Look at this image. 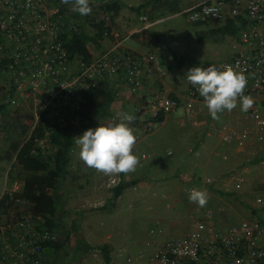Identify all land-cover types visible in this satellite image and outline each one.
Returning <instances> with one entry per match:
<instances>
[{"label":"built area","instance_id":"2783aa9c","mask_svg":"<svg viewBox=\"0 0 264 264\" xmlns=\"http://www.w3.org/2000/svg\"><path fill=\"white\" fill-rule=\"evenodd\" d=\"M182 14L192 25H224L231 20L238 26L237 51L225 61L192 62L178 69L167 60L166 64L171 65L173 72L185 81L186 123L196 130L200 126L199 117L210 115L203 97L187 81V71L209 65L220 70L232 66L247 77L245 95L253 98L254 105L243 112L238 102L233 124L218 126L215 136L238 156H253L264 166V0H206L190 6ZM54 15L55 12L47 10L42 0H0V106L10 111L6 115L9 120L16 117L25 120L24 116H29L25 120L28 130L23 142L34 138L28 149L31 156L52 154L53 148L47 138L53 128H78L76 117L83 103L82 93L100 84L113 90L117 99L132 101L130 114L135 120L129 123V127L136 137L137 133L150 132L158 117L164 120L181 106L180 100L164 95L136 96L143 82L154 75L161 79L167 74L168 70L160 65L157 55L133 52L112 43L119 36L110 31L105 37L107 44L112 43L108 47L98 51L94 48L96 52L87 60L69 59L63 41L67 34L76 32L75 22L66 21V15L62 19L54 18ZM87 50L92 53L88 47ZM165 56L167 54H163ZM121 118L107 116L99 119L92 128L119 123ZM36 129H40L41 134H34ZM0 135L3 137V133ZM220 158L226 159L224 153ZM9 171L7 169L3 175L0 198L6 195L13 200L12 195L19 190L20 183L9 178ZM234 173L227 171L212 178L223 183L226 178L227 185L232 184L230 193L238 194L245 180L242 174ZM177 180L191 181L190 192L193 189L206 192L213 189L210 178L202 182L182 175ZM129 181L122 174L105 176L98 173L95 190L110 192L121 182L129 184ZM127 188L135 190L133 185ZM248 196L249 216L228 223L221 220L220 209L215 211L209 205L211 196L208 194V202L201 208V217L183 236L161 243L150 253L126 256L122 262L117 261L114 254L108 264H264V192ZM99 205L97 202L90 206L83 204L82 208ZM57 239L52 232L36 229L32 216L22 205L9 209L0 215V264H45L43 245ZM91 252V257L97 261L99 248H91Z\"/></svg>","mask_w":264,"mask_h":264},{"label":"rangeland","instance_id":"374dc122","mask_svg":"<svg viewBox=\"0 0 264 264\" xmlns=\"http://www.w3.org/2000/svg\"><path fill=\"white\" fill-rule=\"evenodd\" d=\"M42 1L47 10L51 12L61 6L65 14L71 15L74 13L71 10L72 6L63 4L61 0ZM102 1L90 0V4L98 6ZM141 2L142 0H118L120 6L123 7L122 13H118L116 16L120 28L117 25L116 27L110 26V31L114 34L121 32V24L125 22L127 17V20H130L129 16L134 17L137 29L144 24H149L147 33L158 37V42L152 43L150 54H158L164 63L167 62L166 58L161 57L159 54L166 49H168V53H170L169 49L181 51L186 58L194 62L225 61L237 51L238 34L229 35L214 32L222 26L221 24L192 25L187 23L182 14L184 10H181L187 6L185 0H171L163 3L162 11H165V13L159 15L156 18L157 20L152 23L145 20L142 21L140 17L138 19L126 7L128 4L134 6ZM173 7H178L181 11L173 15L166 12ZM102 19L103 15L101 14L95 16L96 21ZM172 43H175L176 47H173ZM102 44H107V42L103 41ZM156 49L158 51H155ZM163 79L171 83L173 87L176 86L178 88L180 87L178 85L182 84L183 86L185 82L173 72V67L168 69ZM158 94L163 95L159 89ZM164 96L166 95L164 94ZM183 97L184 95L180 99L181 106L174 113L169 114L160 124H156L154 129L147 134L137 133L138 142L133 154L139 157V165L145 167L153 162L158 164V173H153L150 168L148 170L152 172L149 177H153L156 185L159 186L155 195L156 198L153 199L146 195L144 201H135L133 200L134 192L127 188L115 202L107 200L106 204H104L106 210L101 213H99L103 209L101 207H99L100 209L84 210L88 212L87 215H90L91 212L99 213L89 217L87 220L81 211L82 208H80L83 204L87 205L83 202V200L86 201L84 198L69 202L70 205L67 206V209H64V204H62L60 221L51 230L52 233L59 236L60 248L56 251H44L45 264H104L101 256L97 261L91 257V248H99L104 245L113 250L118 260L122 262L126 256L134 257L139 252L150 253L156 245L183 236L191 229L193 223L201 217L202 214L200 215V212L202 209L195 207L189 201L190 190L193 186L191 181H178L177 179L182 175L193 177L197 181L201 180L202 182L206 178L213 180V189L208 194L215 196L216 199L210 198L209 205L215 211L221 210L220 218L222 221L234 223L243 217L249 216L247 203L250 202V199H248V195L262 194L264 192V166L259 163L260 160L257 161L253 156H246L245 158L238 156L232 148L229 150L228 146H224L218 141L215 136V129L220 125H224L223 123L227 120L217 123L212 117L201 116L198 119L200 122L199 128L196 130L191 128L186 123L184 114L185 100ZM115 102L110 107L109 112L112 115L122 116V114L127 112V108L117 105L119 101ZM237 120L241 121L240 118ZM19 121L20 124L26 123L25 120L20 118ZM210 122H212L211 125L209 124ZM6 123L10 124L11 120L1 113L0 132L3 134L5 132L1 131V127L6 126L5 128H7ZM20 124L18 123L16 127L13 126L11 130L7 129L11 134L10 136L7 137L5 135L2 139V135H0V192L3 187L5 171L13 169L11 168L12 165L15 166L14 156L8 150L11 142H17L19 145L22 142V138L18 135ZM214 147H216V150H214ZM79 151V147L74 146L73 154L70 153L69 155V159L75 158L76 163L74 164L79 166V169L75 170V165L73 163L70 164L67 176L64 179L69 181L71 190L73 187L76 190V184H81L85 180L83 189L79 191L91 193L97 179L95 180L94 178V169L88 168L79 159ZM211 151L212 153H210ZM215 151L224 153L226 159L221 160L218 156H214ZM167 153H170V155L167 156ZM141 154L144 159L140 158ZM9 157V160L6 159ZM209 164L219 168L214 172L210 171L209 174L204 173L201 168ZM83 165L85 166L84 169ZM243 169L242 174L241 171ZM13 171L15 173L19 172V168L17 167ZM227 171L236 172L234 173L235 175L240 173L244 177V184L238 194L230 193L232 192V184L230 183L228 186L226 178H224L225 184L219 179L212 178L223 175ZM160 184L168 187L169 190L162 192V185ZM176 184H179V188L174 193L172 186ZM224 186L225 188L228 187V189H223ZM150 190L151 192L154 191L152 188ZM106 193L103 192L104 195ZM74 194L75 191L73 192ZM176 195L180 197L179 201H174ZM229 197L232 200H227ZM59 205L61 203L56 204V208H59ZM78 242L83 250L76 253L75 244Z\"/></svg>","mask_w":264,"mask_h":264},{"label":"trees","instance_id":"16d2710c","mask_svg":"<svg viewBox=\"0 0 264 264\" xmlns=\"http://www.w3.org/2000/svg\"><path fill=\"white\" fill-rule=\"evenodd\" d=\"M171 0H144L136 6H129L127 9L135 14L137 17H141L142 21L154 22L159 15L165 13L162 11V4L169 2ZM229 2L230 0H224ZM91 16H81L79 13L74 12L71 15L65 14L63 7L59 6L54 11V18L60 17L61 19L67 16L66 21H74L76 26V32L67 34L64 37L63 47L66 51V56L69 59L77 58L81 60H87L91 55L100 49H102V42L106 41L110 32V22L118 14L120 10V4L118 1H102L98 6H92ZM178 7H173L168 9L166 12L173 15L180 12ZM97 14L103 15V19L96 21L95 16ZM243 20L241 19V24ZM193 24V25H205ZM213 24V23H212ZM216 25V24H215ZM238 31V26L234 24L233 21L229 20L225 22L224 25L217 28L214 32L224 33L229 35H236ZM109 39V38H107ZM87 47L90 52L87 50ZM94 48L96 51H94ZM164 58V57H163ZM172 63L175 68H182L188 66L192 61L188 58H181L174 54L171 55ZM160 65L167 70L170 68L166 63L162 61L159 57ZM167 66V67H166ZM83 103L81 105L80 111L77 113L76 122L78 123V128L74 126H68L66 128H53L49 132V137L47 138L48 143L52 146L53 152L51 155L45 157L38 153L37 156H31L28 152L30 147V142L34 138H30L28 141H24L28 126L21 123L19 118L11 120V123L6 126L1 127V131L5 132L3 134L8 137L11 130L20 124V132H18L19 137L22 138V142L19 145L17 142H11L9 144V152L14 156V165L11 168H19V172L15 173L13 169L9 171V178L11 180H17L20 183V188L17 192L13 193L12 199L9 200L6 195L0 198V215L5 214L9 209H15L16 207L23 206L25 211H28L32 216L35 227L38 230H51L57 226V222L60 221L62 213V203L59 200L57 188L66 177L69 167V155L72 153L73 147L75 146V140L80 133H84L89 128H92L99 119H104L110 116L109 110L115 101H120L122 99H117L113 90L107 87L106 84H100L98 87L84 91L82 93ZM169 99L177 100L173 95L167 96ZM9 110L5 106H0V114L4 116L9 115ZM25 120L29 119V116H24ZM163 121L162 117H158L156 122L161 123ZM15 134V133H12ZM34 134H41L40 129H36ZM1 139V140H2ZM6 159H10L6 158ZM258 161V159H257ZM61 181V182H60ZM60 183V184H59ZM129 185H133L132 181L127 183H120L117 187L110 190L111 199H116L119 197ZM15 200L18 203H15ZM60 204L59 208H56V204ZM58 236V235H57ZM59 237V236H58ZM46 250H58L60 248L59 238L56 242H51L43 245ZM81 245L78 242L75 244V251L82 252ZM99 254L104 263L109 262V249L107 246L99 247Z\"/></svg>","mask_w":264,"mask_h":264},{"label":"clouds","instance_id":"9594fccd","mask_svg":"<svg viewBox=\"0 0 264 264\" xmlns=\"http://www.w3.org/2000/svg\"><path fill=\"white\" fill-rule=\"evenodd\" d=\"M70 4L73 12L81 16L90 15V0H61ZM187 81L196 88L213 120L220 121L222 113L232 112L239 102L240 109L247 112L254 105L252 97L245 95L247 77L232 66L223 70L215 65L208 67H192L186 73ZM131 114H122L121 121L115 124L99 125L89 128L76 137L79 147V159L97 173L114 176L121 173L129 174L136 171L140 163L138 156L133 154L137 143L134 131L129 123L134 122ZM208 193L193 189L189 201L199 208L208 202Z\"/></svg>","mask_w":264,"mask_h":264},{"label":"crops","instance_id":"0c3cea01","mask_svg":"<svg viewBox=\"0 0 264 264\" xmlns=\"http://www.w3.org/2000/svg\"><path fill=\"white\" fill-rule=\"evenodd\" d=\"M106 1H108V0H106ZM110 1H116V0H110ZM143 1L144 0H142V2ZM203 1H206V0H185L187 6L185 8H183V9H181V10H185V9L189 8L190 6H192V5L196 4V3H199V2H203ZM138 4H140V3H138ZM138 4H136V5H138ZM136 5H134V6H136ZM129 6H131V5L128 4L126 7H129ZM122 10H123V7H120V10H119L118 13H122ZM113 19H112V22H110V26L111 27H116V25H117V27L120 28L119 27V23L117 22V17L114 20ZM127 19H128V17L125 19V22L123 24H121L122 25L121 30L119 29L121 32L117 33L119 35L117 41L114 40L112 43L116 42V43L120 44L121 46L125 47L126 49L131 50L133 52L150 53L151 52L152 43L153 42H158V37L156 35L151 36V35H149L147 33V27H148L149 24H144L141 28L137 29L135 27L136 21L134 20V17L133 16H129L130 20H127ZM138 19H139V17H138ZM112 43H110V44H112ZM110 44L109 43L108 44H103L102 47H104V46L108 47ZM172 46L176 47V44L172 43ZM167 50L168 49H166L165 51L160 52L159 55H161V57H163V54H167V56H165L164 58H166V60H168V61H172V59H171V55L172 54H174L176 56H179L181 58H186L183 55V53H181V51L170 50L169 49L170 53H168ZM155 51H158V49H156ZM154 54L158 56V54H156V53H154ZM158 57H160V56H158ZM192 62H194V61H192ZM168 83L169 82L164 80L163 78L160 79V78H158L157 76L154 75L150 79H148V80H146L145 82L142 83V85H141L140 89L138 90V93H137L136 96H140L142 98H147V97H149L152 94H158V89H159L160 92L163 95L164 94L166 95V97L168 95H173L178 100H180L182 98V96L185 94L184 93V90L186 88L185 82L183 83L184 84L183 86H182V84L178 85V86H180L179 88L176 87V86L173 87L171 85V83H169V84ZM175 85H177V84H175ZM131 100H133V98ZM117 105H120V106H122L124 108L126 107L127 108L126 109L127 110L126 113L129 114L130 108L132 106V101H130V100H120L117 103ZM237 106H238V104H237ZM235 109H237V108H235ZM234 110L232 112H230V113L225 111L224 113L220 114L221 115V119H220V121H217V123L218 122H224L225 120H227L225 123H223L224 125L233 124V121L235 120L234 118H236V116H237L236 112ZM207 117H211V115H209ZM204 119H205V117H204ZM209 120H210V118H209ZM205 121H207V120H205ZM209 124L211 125L212 122H210ZM134 150L135 149H133V152H135ZM214 150H216V147H214ZM210 153H212V151ZM218 154H219V156H218ZM141 155H140V158H141ZM213 155L214 156H218L220 158L221 151H215ZM212 158H213V156H212ZM141 159H144V158H141ZM72 163L73 164L76 163V160H75L74 157L69 159V165L72 164ZM74 165H75V170L79 169L78 168L79 166H77L76 164H74ZM82 167L84 169L85 166L83 165ZM149 168L152 169L153 173H158V164L154 163V162L149 164V165H147V166H145V167L138 165L135 172H132V173H129V174L121 173L125 178H128L129 180H131L133 186H135V190H132L134 192L133 200H135V201H141V200L144 201L146 195L152 197L153 199L156 198L155 195L158 192V187L159 186L156 185V181H155V179L153 177H149V176H151L150 174L152 173V172L148 171ZM218 168L215 165L209 164L208 166H206V165L203 166L201 168V170L203 169L202 171L204 173L209 174L210 171L214 172ZM94 173H95L94 174V176H95L94 178L96 180L98 173L95 170H94ZM87 176L89 178V174ZM220 176H214V177H220ZM84 179H86V178H84ZM76 185H77L76 190H75L74 187L71 190V186H70L69 181L66 180V179H63L61 184L58 186V188H57V192L58 193L57 194H58V197H59V200L61 201V203L64 204V207H63L64 209H67V206L70 205L69 202H73L74 200H78L80 198H84L86 201L83 200V202L85 204L89 205V206L94 204V203H96V202L100 203V205L98 207H96V208H99V207L103 208L99 212V213H101L102 211L106 210V206L104 204H106L107 200H109V202H115L120 197L119 196V197H117L116 199L113 200L110 197L111 196L110 192H107L104 195L103 192L96 191L95 190V183H94V187L92 188V192L91 193H87V192L82 193L79 190L83 189V187L85 185V180H83V182L81 184H76ZM160 185H162V184H160ZM178 186H179V184H176V185L172 186L173 187L172 190L174 191V193L178 190V188H179ZM150 188H152L154 191L151 192ZM161 189H162V192H167L169 190L168 187H165L163 185H162ZM211 190L212 189H210V190L207 189V193L211 192ZM74 191H75V194L73 195ZM170 193L173 194L172 192H170ZM0 194H1V192H0ZM209 196H211V198L216 199V197L213 196V195H209ZM179 199H180V197L176 195V199L174 201H179ZM217 199L219 200V198H217ZM80 208H82V205L80 206ZM96 208H93V209H96ZM90 209H92V208H82V210L80 209L84 213V218L86 220L89 217L93 216V215H98L99 214V213L95 214V213L91 212L90 215H87L88 212H85L84 210H90ZM75 213H77V211H75ZM234 213H236V212H234ZM157 247H158V245L155 246L154 250ZM108 249H109V258L110 259L114 258V251L111 250L110 248H108ZM117 261H118V259H117ZM104 264H107V263H104Z\"/></svg>","mask_w":264,"mask_h":264}]
</instances>
